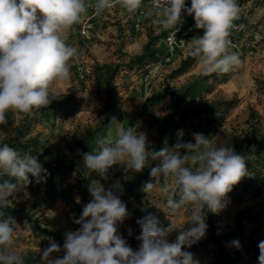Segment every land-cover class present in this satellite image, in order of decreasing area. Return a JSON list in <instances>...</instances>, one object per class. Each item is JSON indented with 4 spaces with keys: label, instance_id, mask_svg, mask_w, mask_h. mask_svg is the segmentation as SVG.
<instances>
[{
    "label": "rangeland",
    "instance_id": "374dc122",
    "mask_svg": "<svg viewBox=\"0 0 264 264\" xmlns=\"http://www.w3.org/2000/svg\"><path fill=\"white\" fill-rule=\"evenodd\" d=\"M117 7L113 14L105 10L97 15L90 39L68 32L67 43L77 48V56L68 62L70 78L50 86V104L27 114L9 109L7 123L0 124V146L37 156L47 170L40 182L31 175L29 184L19 181L18 191L9 197L0 220L13 218V242L0 245V251L19 252L25 264H45L43 251L54 241L61 251L50 253L49 260L63 258L65 233L80 227L74 221L91 200L89 185L98 182L126 204L129 216L117 224V231L134 251L142 229L132 217H146V206L161 227L170 222L190 227L185 221L191 218V205L176 215L166 208L168 196L179 197L169 187L170 178H161L151 193L143 191L145 183H155L149 173L157 162L142 172L113 165L106 180L83 166L82 154L98 152V141L114 143L121 128H133L146 134L149 150L194 144L195 133L244 156L248 175L227 193L222 210H205V236L182 250L198 264H258V244L264 240V56L243 51L241 64L223 74H202L199 58L190 50L174 64L155 67L161 33L146 23L133 31L130 17ZM88 14L87 9L81 20ZM230 81H235L232 89L227 88ZM179 151L187 154L185 148ZM187 163L195 166L190 159ZM6 177L15 182L0 169V182ZM178 231L167 240L174 242ZM237 240L239 246L232 243Z\"/></svg>",
    "mask_w": 264,
    "mask_h": 264
},
{
    "label": "clouds",
    "instance_id": "9594fccd",
    "mask_svg": "<svg viewBox=\"0 0 264 264\" xmlns=\"http://www.w3.org/2000/svg\"><path fill=\"white\" fill-rule=\"evenodd\" d=\"M119 3L131 14L141 7L142 0H119ZM113 6V0H96L94 10L99 15ZM153 7L158 10L153 23L164 29L177 28L185 10L193 15L195 28L204 30L203 36L192 38L189 45L190 55L199 58L202 74L228 73L241 64L239 54L229 52L230 29L241 11L237 0H191L187 8L185 0H154ZM86 12L85 0H0V124L7 123L9 109L27 114L47 107L51 102L50 86L57 80L70 78L68 62L77 56V48L67 43V34ZM148 15H152L151 10ZM193 135L194 144L177 143L156 151L148 149L144 132L121 128L114 143L98 141V152L82 154L83 166L89 173L105 180L113 165L142 172L157 162L149 173L155 183H145L143 191L151 193L161 178H170L169 187L178 190L179 197L168 196L166 208L176 215L185 205H191V218L185 221L190 227L179 228L172 222L161 227L158 218L149 214L137 221L142 231L136 237L139 248L134 251L117 231V224L129 216L126 204L98 182L89 185L91 200L74 221L80 227L65 233L63 258L49 260L50 253L61 251V246L53 241L43 251L42 261L45 264H198L190 252L182 249L205 236L206 212L222 210L227 193L248 175V170L244 156L232 147H216L207 136ZM181 148L187 149V154L181 155ZM189 159L194 167L188 166ZM0 169L15 178V182H0V207L8 205L9 197L18 191L19 181L27 185L31 175L40 182L41 173L47 172L37 156H21L7 144L0 146ZM114 186L121 187L118 183ZM160 209L166 213L164 208ZM12 219L0 220V245L13 242ZM177 229L175 241L169 242L167 236ZM232 243L239 246L238 240ZM258 248V264H264V240ZM0 264L25 262L19 252L4 250L0 251Z\"/></svg>",
    "mask_w": 264,
    "mask_h": 264
},
{
    "label": "built area",
    "instance_id": "2783aa9c",
    "mask_svg": "<svg viewBox=\"0 0 264 264\" xmlns=\"http://www.w3.org/2000/svg\"><path fill=\"white\" fill-rule=\"evenodd\" d=\"M96 0H85L86 7L89 11L87 17L83 18L79 23L72 26L71 32H75L86 39L93 36V29L96 22L97 14L94 10ZM154 0H142L141 7L134 13H128L121 6L119 0H113V7L106 11L113 14L126 12L128 18L132 21V30L138 32L142 29L144 23L152 27L154 33H161L162 46L161 51L157 52L158 59L153 62L155 67L164 64H174L180 60L181 54H185L189 50L192 38L203 36V29L195 28L193 15H189L182 10V22L177 28L164 29L160 24L153 23L156 19L157 9L153 7ZM241 11L236 20L233 21V27L230 29L229 40L231 41L229 52L243 54L245 51L249 56H264V0H237ZM191 6V0H185V7ZM151 10L152 15H148ZM123 19V15H119ZM157 29V30H156ZM147 77L148 74L145 73Z\"/></svg>",
    "mask_w": 264,
    "mask_h": 264
},
{
    "label": "trees",
    "instance_id": "16d2710c",
    "mask_svg": "<svg viewBox=\"0 0 264 264\" xmlns=\"http://www.w3.org/2000/svg\"><path fill=\"white\" fill-rule=\"evenodd\" d=\"M153 53V52H152ZM7 178L8 177H6V180H7ZM50 185L51 184H53V181L50 179ZM138 203V202H137ZM139 204H140V201H139V203L138 204H136V207H135V209H136V211H138V209H139ZM6 208L7 207H0V216H2V215H4L5 213H6ZM143 214V216H148L149 214H151L152 215V211H151V207L150 206H146L145 207V211L142 213ZM139 216L138 215H136V216H134V217H132V219L134 220V223L136 222V221H138L139 220ZM134 228H131V230H130V232H129V235H130V237L132 238L134 235Z\"/></svg>",
    "mask_w": 264,
    "mask_h": 264
},
{
    "label": "bare ground",
    "instance_id": "6f19581e",
    "mask_svg": "<svg viewBox=\"0 0 264 264\" xmlns=\"http://www.w3.org/2000/svg\"><path fill=\"white\" fill-rule=\"evenodd\" d=\"M247 81H248V79H247ZM234 82H232V81L228 82L227 83V86H228L227 88H231L232 89L234 87V85H233Z\"/></svg>",
    "mask_w": 264,
    "mask_h": 264
}]
</instances>
